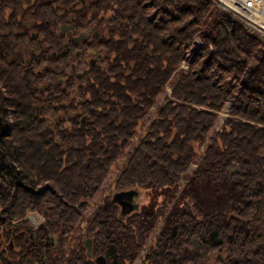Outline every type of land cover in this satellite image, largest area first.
Returning a JSON list of instances; mask_svg holds the SVG:
<instances>
[{"label":"trees","instance_id":"trees-1","mask_svg":"<svg viewBox=\"0 0 264 264\" xmlns=\"http://www.w3.org/2000/svg\"><path fill=\"white\" fill-rule=\"evenodd\" d=\"M69 1L0 0V264H30L45 211L58 249L81 223L92 241L55 264H264V40L213 0H81L75 36L96 34L68 39ZM125 189L121 218L104 203Z\"/></svg>","mask_w":264,"mask_h":264},{"label":"rangeland","instance_id":"rangeland-1","mask_svg":"<svg viewBox=\"0 0 264 264\" xmlns=\"http://www.w3.org/2000/svg\"><path fill=\"white\" fill-rule=\"evenodd\" d=\"M69 2H68L69 4H67V6H65V8L63 10V12L64 13L66 12V13L64 14V19H63V21H62V23L60 24V27H59L60 28V33L64 34L68 39H71V38L79 39L80 37H87V36H89L91 34L93 35L94 33L96 34V31L93 32V29L90 28V29H88L86 31H83L82 34L79 37L75 36L77 30L74 29V26L70 27L71 23H73L72 21H74L75 19H73V14H71L68 10L69 9L70 10L71 9H75V10L79 9L80 10L84 6V3L81 0H70ZM219 11H220V17L223 16V15L226 16V14L223 13L220 9H219ZM63 25H65L64 28L62 27ZM74 31H75V33H74ZM98 53H99L98 50H95V51L92 52L91 57H88L87 59L85 58V59H82V60L79 59L72 66L69 67V72H72V74H74L76 76V84L75 85H83V83L85 81V78H84L85 75L86 74L89 75L92 72V69L94 68L92 65L97 66L100 63L101 60H100V58L98 56ZM182 66L187 68L188 67V62L187 61H183L182 62ZM166 92H167V95H170L171 92H172V88L170 86H168L167 89H166ZM162 100H163V98H162ZM229 105H230V103L227 104V106H229ZM227 106L224 109V111L221 112V116L222 117L219 120V124L222 122L223 117H225V115H227V112H228V107ZM9 119L11 121L13 119V117L9 116ZM216 126H218V125H216ZM209 140H210V137H208L206 139V142H209ZM203 147H204V145L202 146V149H203ZM123 162L124 161H122L120 163V165H122ZM195 166H197V165L196 164L195 165H191L190 169L193 170ZM116 174H117L116 172L113 173L112 175H110L105 180L100 193L98 194V196L95 199L98 204H102V202H101L102 197H104L108 193H111V190L113 189L114 177L116 176ZM91 209L92 210L90 211V213L88 215L93 214L92 211L96 210L95 209V205H93L91 207ZM256 216L262 217L263 216V211L262 210L258 211L256 213ZM39 218H40V216H39V214L37 212L29 213V219H30L32 224L37 225L39 223V220H40ZM162 219L163 218H161L160 221H159L158 228H160V225L162 223ZM259 223L260 222H258V224H256V226H259L260 225ZM85 227H86L85 223H81V225H79V227L77 229L76 236L74 235L75 238L72 241H69L65 246H61L60 243H59V249H57L56 252L59 253L60 248L64 247L62 249L64 250V258H65V260H66V252H65L66 250L65 249L69 250L74 245L78 244L79 242H81L83 240L84 233H85ZM261 231H262V233H264V227L261 228ZM158 232H159V229H157L156 231H153L152 234L150 235V237L152 239L149 237L147 243L150 242V240L152 241L153 239H155L154 237L156 236V234ZM57 244H58V242H57ZM138 261H140V260L137 259L136 262H138ZM212 261H213V258H212ZM15 263H18V260H16Z\"/></svg>","mask_w":264,"mask_h":264},{"label":"flooded vegetation","instance_id":"flooded-vegetation-1","mask_svg":"<svg viewBox=\"0 0 264 264\" xmlns=\"http://www.w3.org/2000/svg\"><path fill=\"white\" fill-rule=\"evenodd\" d=\"M72 26H74L73 23H71ZM70 25V27H71ZM94 67V65H92ZM127 190H132V189H125V190H120V191H127ZM117 191V192H120ZM113 193L112 197H110L109 200L105 199V203H104V207L105 209L111 207L113 204L118 206V212H119V216L121 218H125L127 215L132 214L133 212H135V210L139 209L141 207V203L138 200L140 198V193L139 195L135 196L133 201L130 200L129 203H126V198H122V199H118L115 200L114 196L117 193ZM133 208V209H132ZM129 210H131L130 212H128ZM92 213H94V211H92ZM40 216V220L39 223L37 225H35L32 228H28L26 231V238L28 240V243L30 245V250L32 252V255L29 256L30 259V264H55L58 260V258L60 256H58V252H56V250L58 249V244H57V236L58 234L56 232L51 231L47 225H46V219L47 214L46 211L44 213V215H41L40 213H38ZM2 215H0V221H2L1 218ZM5 221V220H3ZM3 224V223H2ZM2 227V225H0V228ZM23 232V231H21ZM13 235H15V232H13ZM1 236V234H0ZM14 239V236H13ZM89 239V241H88ZM83 242L85 244V246L88 249V253L91 255V250H92V241L90 237L84 236L83 237ZM87 242H89V245L87 244ZM10 245L9 248H12L13 246V241H10ZM7 245V246H8ZM12 246V247H11ZM13 249V248H12ZM100 256L96 257V264H101L102 261L97 260ZM105 260V259H104ZM98 261H100V263H98ZM16 262V260H15ZM15 264H20L15 263ZM106 264V262H105Z\"/></svg>","mask_w":264,"mask_h":264},{"label":"built area","instance_id":"built-area-1","mask_svg":"<svg viewBox=\"0 0 264 264\" xmlns=\"http://www.w3.org/2000/svg\"><path fill=\"white\" fill-rule=\"evenodd\" d=\"M229 18L264 40V0H213Z\"/></svg>","mask_w":264,"mask_h":264},{"label":"water","instance_id":"water-1","mask_svg":"<svg viewBox=\"0 0 264 264\" xmlns=\"http://www.w3.org/2000/svg\"><path fill=\"white\" fill-rule=\"evenodd\" d=\"M72 26V25H71ZM63 28L65 27V25L62 26ZM139 195V193L136 191V190H128V191H120V192H117L114 196L115 200H118L119 198L122 199V198H126V203H129L130 200L133 201L134 197ZM133 209V208H132ZM131 210H129L128 212H130ZM2 220H5L6 217L5 216H1ZM89 241V239H88ZM87 244L89 245V242H87ZM105 258L103 256H100L97 260H100L102 261L101 264H105ZM100 261H98V263H100Z\"/></svg>","mask_w":264,"mask_h":264}]
</instances>
